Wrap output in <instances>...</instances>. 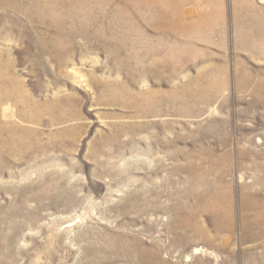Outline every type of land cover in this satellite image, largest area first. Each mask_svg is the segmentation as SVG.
<instances>
[{
	"label": "rangeland",
	"instance_id": "1",
	"mask_svg": "<svg viewBox=\"0 0 264 264\" xmlns=\"http://www.w3.org/2000/svg\"><path fill=\"white\" fill-rule=\"evenodd\" d=\"M177 1L0 0V264H264V0Z\"/></svg>",
	"mask_w": 264,
	"mask_h": 264
},
{
	"label": "bare ground",
	"instance_id": "2",
	"mask_svg": "<svg viewBox=\"0 0 264 264\" xmlns=\"http://www.w3.org/2000/svg\"><path fill=\"white\" fill-rule=\"evenodd\" d=\"M133 1L139 2V3H148V4L154 2V0H133ZM161 3L164 5L163 2H161ZM184 3H185V0H179V1H177L176 5H175V6H179V10H181V14L183 12ZM182 16H183V14H182ZM179 27H181V26H179ZM217 201L218 200H217L216 196H214L212 198V201L210 202V205L218 210L219 208H218V202Z\"/></svg>",
	"mask_w": 264,
	"mask_h": 264
}]
</instances>
